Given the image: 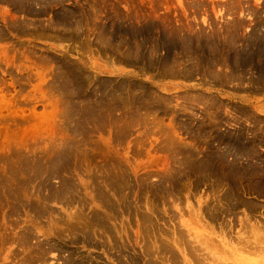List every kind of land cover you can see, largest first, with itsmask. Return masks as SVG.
<instances>
[{"label": "rangeland", "instance_id": "374dc122", "mask_svg": "<svg viewBox=\"0 0 264 264\" xmlns=\"http://www.w3.org/2000/svg\"><path fill=\"white\" fill-rule=\"evenodd\" d=\"M263 226L264 0H0V264H264Z\"/></svg>", "mask_w": 264, "mask_h": 264}, {"label": "bare ground", "instance_id": "6f19581e", "mask_svg": "<svg viewBox=\"0 0 264 264\" xmlns=\"http://www.w3.org/2000/svg\"><path fill=\"white\" fill-rule=\"evenodd\" d=\"M19 5H20V4H19ZM19 5H18V6H19ZM21 5H22V4H21ZM22 9H23V6H22ZM27 9H28V8H27ZM183 38H184V37H183ZM189 41H190V40H189ZM108 43H109V42H108ZM127 55H128V54H127ZM176 56H177V55H176ZM139 57H140V56H139ZM162 62H163V61H162ZM171 64H172V63H171ZM173 66H174V65H173ZM239 68H240V67H239ZM231 73H232V72H231ZM122 85H123V84H122ZM125 87H126V86H125ZM139 87H140V86H139ZM127 90H128V89H127ZM140 90H141V89H140ZM119 91H120V90H119ZM124 91H125V90H124ZM132 91L135 92V90H132ZM126 92H127V91H126ZM137 92H138V90H137ZM97 93H98V92H97ZM117 93H118V92H117ZM116 95H117V94H116ZM121 95H122V94H121ZM121 95H120V96H121ZM126 95H127V94H126ZM128 95H129V94H128ZM117 96H118V95H117ZM85 97H86V96H85ZM84 99H86V98H84ZM95 99H96V98H95ZM93 100H94V99H93ZM78 101H79V100H78ZM88 101H90V100H88ZM99 102H100V100H99ZM99 102H96V103H99ZM79 103H80V102H79ZM85 103H86V102H85ZM81 104H82V103H81ZM121 104H122V103H121ZM123 104H124V102H123ZM91 105H92V103H91ZM98 105H99V104H98ZM136 105H137V104H136ZM82 106H83V105H82ZM99 106H100V105H99ZM99 106H98V107H99ZM103 106H104V105H103ZM114 106H115V105H114ZM116 106H117V105H116ZM128 106H130V104H129ZM85 107H86V106H85ZM89 107H90V106H89ZM93 107H95V106L93 105ZM98 107H97V108H98ZM91 108H92V107H91ZM100 108H101V107H100ZM103 108H104V107H103ZM115 108H116V107H115ZM125 108H127V106H125ZM130 108H131V107H130ZM86 109H87V108H86ZM98 109H99V108H98ZM128 109H129V108H128ZM140 110H141V109H140ZM76 111H77V110H76ZM84 111H85V110H84ZM86 111H87V110H86ZM89 111H90V110H89ZM91 111H92V110H91ZM102 111H103V110H102ZM107 111H108V109H107ZM107 111H106V112H107ZM118 111H119V110H118ZM120 111H121V110H120ZM137 111H138V110H137ZM141 111H142V110H141ZM98 112H99V111H98ZM112 112H113V111H112ZM133 112H134V111H133ZM138 112H139V111H138ZM142 112H143V111H142ZM88 113H89V112H88ZM99 113H100V112H99ZM99 113H98V114H99ZM125 113H126V112H125ZM139 113H140V112H139ZM139 113H138V114H139ZM78 114H79V113H78ZM89 114H90V113H89ZM89 114H87V115H89ZM116 114H117V112H116ZM119 114H120V112H119ZM126 114H127V113H126ZM80 115H81V114H80ZM83 115H84V114H83ZM85 115H86V114H85ZM106 115H107V113H106ZM98 116H99V115H98ZM116 116H117V115H116ZM124 116H125V115H124ZM130 116H131V115H130ZM135 116H136V115H135ZM140 116H141V114H140ZM143 116H144V112H143L142 118H143ZM78 117H79V116H78ZM85 117H86V116H85ZM85 117H84V118H85ZM95 117H96V116H95ZM105 117H106V116H105ZM107 117H108V116H107ZM118 117H120V116H118ZM122 117H123V116H122ZM122 117H121V118H122ZM126 117H127V116H126ZM76 118H77V117H76ZM89 118H91V117H89ZM92 118H93V117H92ZM92 118H91V119H92ZM109 118H110V117H109ZM124 118H125V117H124ZM128 118H129V117H128ZM132 118H133V117H132ZM134 118H135V117H134ZM137 118H138V117H137ZM137 118H135V119H137ZM142 118L140 117L141 120H142ZM93 119H94V118H93ZM96 119H97V118H96ZM117 119H118V118H117ZM125 119H127V118H125ZM125 119H124V121H125ZM135 119H133L134 122H135V121H140V122H142L141 120H138V119L135 120ZM80 120H82V116H81V119H80ZM97 120H99V119H97ZM97 120H96V121H97ZM105 120H106V119H105ZM127 120H128V119H127ZM127 120H126L125 122H127ZM130 120H132V119H130ZM130 120H129V122H131ZM143 120H144V118H143ZM85 121H86V120H85ZM88 121H89V120H88ZM93 121H94V120H93ZM102 121H103V119H102ZM106 121H107V120H106ZM115 121H116V122H118V121L120 122V119H118V121H117L116 118H115ZM115 121H113V122H115ZM83 122H84V121H83ZM91 122H92V121H91ZM91 122H90V123H91ZM97 122H98V121H97ZM145 122H146V121H145ZM145 122H144V123H145ZM95 123H96V122H95ZM127 123H128V122H127ZM98 124H99V123H98ZM107 124H108V123H107ZM115 124H116V123H115ZM117 124L120 126L119 123H117ZM121 124H122V122H121ZM124 124H125V123H124ZM96 125H97V123H96ZM86 126H87V125H86ZM107 126H108V125H107ZM125 126H126V125H125ZM116 127H117V126H116ZM120 127H121V126H120ZM72 143H73V142H72ZM75 144H76V142H75ZM81 144H83V143H81ZM78 146H80V145H78ZM71 147H73V146H71ZM67 148H68V147H67ZM58 149H59V148H58ZM74 150H75V148H74ZM57 152H58V151H57ZM55 153H56V151H55ZM73 154H74V153H73ZM78 154H79V153H77V155H78ZM58 155H60V154L58 153ZM79 155H80V154H79ZM44 156H45V155H44ZM62 156H63V155H62ZM81 156H82V155H81ZM38 159H39V158H38ZM50 159H51V158H50ZM55 159H56V158H55ZM58 159H59V157H58ZM41 160H42V159H41ZM50 161H51V160H50ZM75 161H76V159H75ZM77 161H78V160H77ZM26 162H27V161H26ZM28 165H29V163H28ZM64 185H65V184H64ZM71 188H72V187H71ZM71 188H70V189L68 188V189L71 190ZM71 193H72V190H71ZM99 193H100V192H99ZM62 194H63V193H62ZM127 206H128V205H127ZM105 207H106V205H105ZM136 207H137V206H136ZM144 217H145V216H144ZM146 217H147V216H146ZM144 220H145V219H144ZM102 224H103V223H102ZM254 225H255V224H254ZM256 225H257V224H256ZM260 225H261V224H260ZM143 226H144V225H143ZM258 226H259V225H258ZM102 227H103V226H102ZM259 227H261V226H259ZM259 227H257V229H260ZM255 228H256V227H255ZM262 228L264 229V226H263ZM178 231H179V230H178ZM161 232H162V231H161ZM176 232H177V231H176ZM179 232H180V231H179ZM144 233H145V232H144ZM177 234H178V233H177ZM160 237H161V236H160ZM175 238H176V237H175ZM179 238H180V237H179ZM162 239H163V238H162ZM209 239H210V238H209ZM256 239H257V237H256ZM175 240H176V239H175ZM177 240H178V239H177ZM257 240H258V239H257ZM176 242H177V241H176ZM246 242H247V241H246ZM166 243H167V242H166ZM166 243H164V244H166ZM171 244H172V243H171ZM169 246H170V245H169ZM172 246H173V245H172ZM157 247H158V246H157ZM170 247H171V246H170ZM171 248H172V247H171ZM256 248H257V247H256ZM151 251H152V250H151ZM157 252H158V251H157ZM162 252H163V251H162ZM147 254H148V253H147ZM170 254H171V253H170ZM149 257H150V256H149ZM174 258H175V257H174ZM197 258L199 259V257H197ZM147 259H148V258H147ZM154 259H155V258H154ZM203 260H204V259H203ZM176 261H177V260H176ZM157 262H158V261H157ZM220 263H221V262H220ZM150 264H151V263H150Z\"/></svg>", "mask_w": 264, "mask_h": 264}]
</instances>
